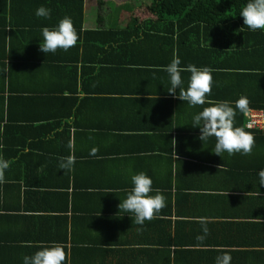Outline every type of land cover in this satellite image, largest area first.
Here are the masks:
<instances>
[{
    "label": "crops",
    "instance_id": "1",
    "mask_svg": "<svg viewBox=\"0 0 264 264\" xmlns=\"http://www.w3.org/2000/svg\"><path fill=\"white\" fill-rule=\"evenodd\" d=\"M149 2L0 0V157L9 161L0 179V264H22L51 242L64 245L65 264H215L224 251L231 264H264V124L245 125L250 111L264 113L251 108L253 85L264 84L247 71H222L228 54L215 49L174 46L172 55L169 38L185 36L133 33V12ZM40 6L49 18L35 15ZM65 16L77 44L43 53L41 29ZM174 57L212 69L209 99L248 98L235 125L253 135L251 154L220 157L214 137L198 139L192 116L208 105L189 107L180 89L168 92L165 66ZM181 75L186 86L190 73ZM258 97L264 107V89ZM63 157L74 159L70 170L59 169ZM140 171L166 198L142 226L118 207ZM202 218L209 232L200 241Z\"/></svg>",
    "mask_w": 264,
    "mask_h": 264
},
{
    "label": "clouds",
    "instance_id": "2",
    "mask_svg": "<svg viewBox=\"0 0 264 264\" xmlns=\"http://www.w3.org/2000/svg\"><path fill=\"white\" fill-rule=\"evenodd\" d=\"M35 15L49 18L51 9L40 6L36 9ZM239 15L243 18V25L250 31H264V0H247L239 10ZM41 36L40 50L45 54L55 53L57 49L67 51L78 41L77 30L69 16L63 17L51 28L43 27ZM165 71L170 84L168 89L170 94L177 93V89H180L178 98L186 101L189 107L208 105L195 113L191 120L193 127L199 128L198 139L203 144L214 137L215 143L211 150L220 157L224 153L230 156L234 153L251 154L254 145L253 135L246 131L245 127L235 125L237 111L245 113L249 109L246 96H240L235 102L209 99L213 84L212 69L207 66L198 67L194 64L182 67L178 57H174L165 66ZM185 71L190 73L186 86L181 75ZM175 143L176 141L173 140L172 145L174 146ZM95 151L93 149L92 154ZM73 166L74 159L71 157L61 158L58 165L59 169L63 170H70ZM8 167L9 161L0 157V179ZM257 175L259 185L264 186V168H261ZM130 181L131 188L127 191L125 198L120 199L119 211L131 214L129 216L132 217L133 222L142 226L145 221L153 219L165 207L166 198L159 190L152 187V178L143 171L131 174ZM200 223L203 234L197 236V239L203 241L209 230L205 219L202 218ZM231 259V255L224 251L215 258V264H231ZM65 262L64 245L58 242L42 244L33 254L22 258V264H65Z\"/></svg>",
    "mask_w": 264,
    "mask_h": 264
},
{
    "label": "trees",
    "instance_id": "3",
    "mask_svg": "<svg viewBox=\"0 0 264 264\" xmlns=\"http://www.w3.org/2000/svg\"><path fill=\"white\" fill-rule=\"evenodd\" d=\"M246 2L247 0H151L149 4L140 6L138 14L133 12L132 25L129 24L128 28L133 33L146 37L163 34L185 36V39L179 41L178 38H169L172 55L176 47L181 46L209 54L215 49L220 56L228 54V63H220L226 69L222 71L235 74L247 71V74L259 78L264 84V31H250L243 25L239 10ZM164 20L169 21L168 28L163 24L158 28L156 24ZM200 40L209 48L200 46ZM243 59H250L252 63ZM263 89L259 84L256 87L253 85L251 108L264 109L256 104Z\"/></svg>",
    "mask_w": 264,
    "mask_h": 264
},
{
    "label": "built area",
    "instance_id": "4",
    "mask_svg": "<svg viewBox=\"0 0 264 264\" xmlns=\"http://www.w3.org/2000/svg\"><path fill=\"white\" fill-rule=\"evenodd\" d=\"M247 122L246 127L250 129H254L257 127H261L264 124V113L252 110L246 115ZM250 126V127H249Z\"/></svg>",
    "mask_w": 264,
    "mask_h": 264
},
{
    "label": "rangeland",
    "instance_id": "5",
    "mask_svg": "<svg viewBox=\"0 0 264 264\" xmlns=\"http://www.w3.org/2000/svg\"><path fill=\"white\" fill-rule=\"evenodd\" d=\"M142 1H145V2H146V1H151V0H140V2H142ZM149 3H150V2H149ZM149 3H148V4H149Z\"/></svg>",
    "mask_w": 264,
    "mask_h": 264
}]
</instances>
